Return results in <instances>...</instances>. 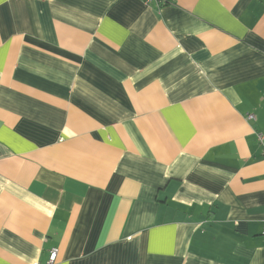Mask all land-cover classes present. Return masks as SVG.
<instances>
[{
    "label": "crops",
    "instance_id": "1",
    "mask_svg": "<svg viewBox=\"0 0 264 264\" xmlns=\"http://www.w3.org/2000/svg\"><path fill=\"white\" fill-rule=\"evenodd\" d=\"M258 134L264 0H0V264H264Z\"/></svg>",
    "mask_w": 264,
    "mask_h": 264
},
{
    "label": "built area",
    "instance_id": "2",
    "mask_svg": "<svg viewBox=\"0 0 264 264\" xmlns=\"http://www.w3.org/2000/svg\"><path fill=\"white\" fill-rule=\"evenodd\" d=\"M142 1L145 4H148V5H150V4H156V5H158L161 0H142ZM248 119H254V116L253 115H249L248 116ZM257 138H258L259 142L262 145H264V134H258L257 135ZM56 254H57V249H53L52 252H51V254H50L48 264H53L55 262V260H56Z\"/></svg>",
    "mask_w": 264,
    "mask_h": 264
}]
</instances>
